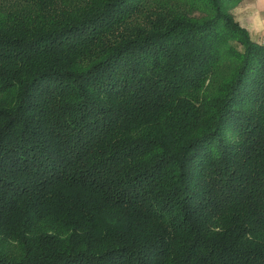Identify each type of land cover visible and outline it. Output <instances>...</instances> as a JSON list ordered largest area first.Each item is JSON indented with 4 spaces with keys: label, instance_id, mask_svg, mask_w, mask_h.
Returning <instances> with one entry per match:
<instances>
[{
    "label": "trees",
    "instance_id": "16d2710c",
    "mask_svg": "<svg viewBox=\"0 0 264 264\" xmlns=\"http://www.w3.org/2000/svg\"><path fill=\"white\" fill-rule=\"evenodd\" d=\"M243 1L0 0V264H264Z\"/></svg>",
    "mask_w": 264,
    "mask_h": 264
},
{
    "label": "rangeland",
    "instance_id": "374dc122",
    "mask_svg": "<svg viewBox=\"0 0 264 264\" xmlns=\"http://www.w3.org/2000/svg\"><path fill=\"white\" fill-rule=\"evenodd\" d=\"M258 0H245L232 10L236 20L246 27L252 39L264 45V29H260L258 23L262 26L264 24V16L261 17L258 12ZM261 22V23H260Z\"/></svg>",
    "mask_w": 264,
    "mask_h": 264
},
{
    "label": "crops",
    "instance_id": "0c3cea01",
    "mask_svg": "<svg viewBox=\"0 0 264 264\" xmlns=\"http://www.w3.org/2000/svg\"><path fill=\"white\" fill-rule=\"evenodd\" d=\"M260 3L257 5L258 6V12H256L262 19V16H264V0H258ZM261 23V22H260ZM260 26V29H264V24L262 26L258 23ZM246 29V27H244ZM264 35V34H263Z\"/></svg>",
    "mask_w": 264,
    "mask_h": 264
}]
</instances>
